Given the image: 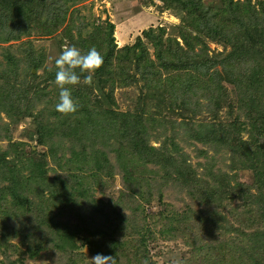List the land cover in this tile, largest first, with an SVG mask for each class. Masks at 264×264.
<instances>
[{"label": "trees", "instance_id": "1", "mask_svg": "<svg viewBox=\"0 0 264 264\" xmlns=\"http://www.w3.org/2000/svg\"><path fill=\"white\" fill-rule=\"evenodd\" d=\"M77 1L80 0H0V42L7 43L11 40H18L21 36H29L34 32L40 36H48L56 33L58 29H64L66 26L63 28V25L68 16L69 5ZM163 1L167 6H174L184 11L182 24L179 27V35L183 43L172 38L164 39L165 30L163 27L156 30L150 27L144 30V36L156 48L157 62L149 60L146 63L148 52L140 37L131 46L117 47L113 37L114 25L109 21H106L105 27L101 26V21L99 24L96 23L94 31L86 40L79 37L76 42V39H72L71 35L68 36L70 46L74 45L80 48L82 53H87L90 48L95 47L104 58L103 66L96 73L91 85L81 82L80 85L73 88V98L80 105L79 111L74 117H61L55 110L59 95V89L54 82L55 61L51 67L45 65L46 52L42 47L34 45L33 41L29 39L21 43L18 48L17 46L13 48L11 45L1 48L0 110L8 112L9 109H12V112L15 110L17 113L18 110L20 112L21 107H17L10 100L16 95L21 94L23 97L32 91L33 96H41L45 105L34 116L37 125V139L40 143L43 142L46 132L49 134L61 133L58 135L63 140L70 137V130L72 135L74 134L73 140L87 141L84 133H75L79 131V128L72 123L75 118L80 119L81 114H83L86 129L94 123L98 126L102 137H107L114 132L117 144L121 143V139L126 142L124 146L122 145V149L125 151L121 152L118 158L124 164L126 174L124 189L118 198L120 201L128 198L132 204H139L141 202L137 196L145 199V196L150 195L149 192L142 189L141 184L136 180L146 169V163L157 164L163 173L161 177L176 181V177L172 176L168 170L172 167V173L180 174L179 179L185 176L183 186L187 184L186 187L190 189L188 194L192 197L198 196L201 201L208 203V209L196 212L195 219H208L210 224L215 225L219 220H222L227 225L225 232L235 233L226 238L222 235V237L224 236L222 239L210 238L208 245L199 249L202 252L206 250L204 256L208 260V264H264V147L258 143V137L264 138V66L259 70L260 77H255L257 73L253 69L250 70L252 73L247 76L239 72L240 70L238 73L235 70L237 64L246 62L248 59H250L248 63L262 61L264 64V0H258V3L255 4L251 0H221V4L216 6L202 0ZM76 20H79L75 26L78 30L87 24L80 17ZM65 30L67 33H71L69 26ZM208 40L223 45L224 50L210 51ZM62 50L61 48L60 51L62 52ZM132 60L137 64L144 63L149 74L154 73L158 76L159 83L155 87L159 88L158 93H160V96L156 95L160 98L157 101L158 108L167 109L170 113L176 109V106L195 109L192 113L198 112L200 108L201 111L202 108L208 111L212 118L211 121L199 120L191 124L189 138L204 143L216 142L217 145L223 144L232 149V158H236L243 169L252 172V184L235 180V183L231 185L226 178L228 176L222 178L219 171L213 172L210 168L206 172L208 179H201L196 176V172L190 164L183 165H186L184 168L187 169L186 173H177V169L180 168L184 159L177 160L176 153L179 148L177 143H174L175 136L172 133L177 131L175 128L179 127L180 123L172 116L167 115V118L163 117L161 121L172 133L167 136L163 131L165 138L160 147L157 148L147 143L148 137L146 136L149 129L147 125L150 126L152 115L145 117L146 112L143 111V108L139 109L138 104L133 110L127 112L114 107L116 103L113 90L131 82L128 78L131 73L129 63ZM158 67L161 69L157 70ZM39 69H42V72H38ZM151 80L153 81L154 78ZM224 82L232 86L231 94L227 87L223 86ZM150 83H145L146 89H150ZM47 87H49L48 90ZM51 93L53 99L50 98ZM232 94L236 95V104L233 105L239 112L233 114L229 110L226 117L233 118L229 121L226 117L224 119L220 117L219 114L224 104L230 109L232 108L230 106L232 105ZM148 96L153 97V94ZM202 99L206 102L202 103ZM45 111L48 112L45 114ZM28 112H30L29 109H24V112H20V114L26 116L30 114ZM239 115L242 116V119ZM243 125L248 129L249 140L242 139L239 133ZM128 126H132L136 130L142 127V130L145 131V134L142 133L143 138L140 136L137 141L131 140L128 136ZM166 142H170V144L167 145ZM86 152L89 153V151ZM80 154L84 153L80 152ZM76 155L77 153L73 155V158H76ZM136 157L142 160L141 164L144 167L141 170L139 168L140 171L136 170L131 173L129 164H134L132 159ZM3 161L4 153H0V173H2L1 166L3 164L1 163ZM85 164H87L86 161ZM208 164L211 163L208 162ZM33 165L35 173L30 169V174L42 177L45 173L43 153L35 157ZM96 165L101 167L97 162ZM151 173L155 176L157 171H151ZM222 175H226V173H222ZM29 179L30 176L27 180ZM10 182L7 192L12 193L13 203L20 207L29 203L27 198L17 192L18 179H12ZM73 187L72 185L70 192ZM252 190L255 192L253 193ZM228 198H230L229 201L232 199L242 201L241 206L245 212L242 210L243 212L237 213L235 209L231 213L237 223L241 220L243 226L238 224V227L234 228L231 221L222 214V210H218L222 206L223 200ZM211 203L215 205L212 206ZM163 217L166 219L164 224L170 228L173 227L170 231L172 234L173 231L179 230V226V231L182 233L185 229L187 232V227L188 229L196 227L194 224L197 223L195 220L190 221V218L185 219L184 215L178 213ZM5 218H7V214H5ZM47 219L49 224L52 222L53 226H56V220L51 215ZM128 221V218H122V224L120 223L121 225L119 224L120 226L116 229H109V227L98 229L96 231L98 233L94 234L93 238L83 237L80 245L88 246L91 257L100 253L116 256L118 264L144 263L148 258L144 254L140 258V250L136 255L133 252H128V254L123 249L126 248L125 241L115 236L117 235L116 231L127 229ZM245 223L247 224L245 225ZM201 226L202 224L199 228ZM208 228H211L210 225ZM72 231L66 226L58 228L55 247L63 249L69 241L73 246H76L74 236L76 237L77 234L70 235ZM162 231L167 232L168 230L165 227ZM132 243L134 242L132 241L128 245L131 246ZM228 244L230 247L227 249ZM44 246L47 247V245ZM197 253V248H194L191 255L194 264H196ZM77 255L80 258L85 256L82 253ZM223 256L230 257L224 260ZM76 262L77 259L72 256L68 259L67 264ZM80 262L81 264H91L90 261H86V258L85 261L80 260ZM149 264L155 263L150 261Z\"/></svg>", "mask_w": 264, "mask_h": 264}, {"label": "rangeland", "instance_id": "2", "mask_svg": "<svg viewBox=\"0 0 264 264\" xmlns=\"http://www.w3.org/2000/svg\"><path fill=\"white\" fill-rule=\"evenodd\" d=\"M202 1L212 6L221 4V0ZM257 1L251 0L253 4L258 3ZM183 15V10L167 6L163 0H80L69 5L68 16L63 25V28L69 26L71 33H67L65 27L48 36H40L34 32L29 36L23 35L18 40H11L7 43L0 42V59H2L1 48L6 45L18 48L21 43L30 39L34 45L45 50V65L51 67L61 54L60 49H63L65 45L70 46L68 36L71 35L72 39H76V42L79 37L86 40L94 31L96 23L99 24L101 21V26L105 27L106 21H109L114 25L113 37L117 47L131 46L140 37L148 52L146 63L149 60L157 62L156 48L144 36L143 31L150 27L154 30L163 27L165 30L164 39H176L182 44L179 27L182 24ZM79 17L87 23L81 30L75 27L79 21L76 19ZM207 42L210 51L224 50L221 44L210 40ZM249 60L237 64L236 72L238 73L240 70L239 72L247 76L252 73L250 70L253 69L257 73L255 77H260L259 70L264 64L262 61L248 63ZM138 64L133 60L129 63L131 73L128 80L131 82L113 90L116 103L114 107L127 112L133 110L138 104L139 109L143 108V111L146 112L145 117L152 115L150 126L147 125L149 127L146 136L148 137L147 143L157 148L160 147L165 135L170 136L169 134L172 133L161 121L163 117L167 118V115L172 116L180 123L179 127L175 128L177 131L172 133L175 136L174 143H177L179 148L176 153L177 160L184 159L185 162L181 163L180 168L178 167L177 173H186L187 169H184L186 165H183L190 164L195 170L196 176L201 179H208L206 172L210 168L213 172L219 171L222 178L228 176L226 178L231 185L235 183V180L252 184V172L243 169L236 158H232V149L223 144L217 145L216 142L204 143L189 138L191 124L199 120L211 121L212 118L208 111L205 108H202L201 111L200 108L198 112L192 113L195 109L176 106L177 110L170 113L167 109L158 108L157 101L160 98L156 95L160 96V93H158L159 88H155L159 83L158 76L154 73L149 74L144 63ZM3 67L5 66L3 65ZM160 69L158 67L157 70ZM38 72H42V69H39ZM152 78H154L153 81ZM150 81L152 82L150 83ZM146 82L151 84L150 89H146L144 86ZM18 86L20 87L21 83ZM223 86L227 87L230 94L232 93L230 84L224 82ZM49 87L46 89L48 90ZM150 94H153V97L148 96ZM51 96L52 93L50 98L53 99ZM231 97L232 105L230 106L232 108L230 109L226 104L221 107L219 115L223 119L229 110L233 114L239 112L233 105L236 104V95L232 94ZM42 99L41 96H33L32 91L26 96L22 97L19 94L10 99L17 107H21V113L24 112V109H29L28 113L30 114L26 116H21L19 110L18 113L16 110L12 112V109H7L8 112L0 110V153H4V161L1 163L3 164L1 166L2 173H0V264H67L68 259L72 256L77 259L75 264H81L80 260L85 261V258L86 261H90L92 257L89 256L88 246L80 245L81 239L85 236L93 238V235L98 233L96 232L98 229L106 227L116 229L122 224V218H128L129 225L126 230L116 231L117 235L115 236L125 241L126 248L123 249L127 253L133 252L136 255L140 250V258L143 254L148 258L144 263L139 262L138 264H149L150 261L155 264H194L191 259L194 248L198 250L196 264H208V260L204 256L206 250L202 252L199 249L206 247L210 238L222 239L224 236L226 238L235 234L225 232L227 225L222 220H219L215 225L210 224L208 219H195L196 212L208 209V203L201 201L198 196L192 197L188 194L190 189L186 187L187 184L183 186L185 176L179 179L180 174L172 173V167L168 170L172 176L176 177V181L161 177L163 173L157 164L145 162L146 169H143L144 171L136 180L141 184L142 189L149 192L150 195L145 196V199L137 196L141 202L139 204H132L128 198L120 201L118 198L122 195L126 174L124 164L118 158L119 154L125 151L122 149V145L124 146L126 143L125 140L121 139L120 146L116 143L114 132L107 137H102L98 126L94 123L86 129L83 114H81L80 119L75 118L72 123L79 128V131L75 133H84L88 142L73 140L74 134L72 135L70 130V137L63 140L59 136L61 133L49 134L46 132L43 142L40 143L37 139V125L34 116L45 105V101ZM201 102L204 103L206 100L202 99ZM159 111L163 113L161 114ZM47 112L45 111V114ZM226 118L229 121L233 119L232 117ZM240 118L242 119V116ZM63 128L65 127L63 126ZM128 129V136L133 141L139 140L140 136L143 138L142 133L145 134L142 127L136 130L132 126H128ZM163 131H165V135H163ZM239 133L242 139L249 140V132L244 125ZM258 143L264 144V138L258 137ZM166 144L169 145L170 142H166ZM79 151L84 154L81 155ZM42 153L44 154L45 173L42 177H36V175L30 174V171L35 173L33 162L35 157ZM75 153H77V157L73 158ZM103 153L104 155H102ZM132 160L135 163L129 164L131 173L136 170L140 171L144 167L139 158L136 157ZM85 161L87 164L84 165ZM96 162L101 167H98ZM237 163L239 166L236 165ZM151 171H157V174L153 176ZM222 173H226V175H222ZM28 176H30L29 180H27ZM12 179H18L17 192L29 200V203H25L23 207L15 205L11 198L12 193L7 192V187L10 186ZM72 185L74 187L70 192ZM252 192L255 191L252 190ZM230 198L223 200V204L218 210H222V214L231 221L234 228H237L238 224L242 225L241 220L238 218L240 222L237 223V220L232 217L231 211L236 209L235 212L239 213L242 210L245 212V209L241 206L240 199L229 201ZM210 205L215 204L211 203ZM173 213L184 215L185 219L190 218V221L195 220L196 227L192 225V228L188 229L187 227V232L185 229L181 233L179 226V230L173 231L172 234L170 231L173 227L170 228L164 224L166 219L163 216H170ZM5 214H7V218H5ZM50 215L56 220V226H53L52 222L48 223L47 218ZM59 222L61 223L59 224ZM171 224L174 223L171 222ZM201 224L202 226L199 228ZM208 225L211 228H208ZM64 226L73 230L70 235L77 234L76 237L74 236L76 246H73L69 241L63 249H58L55 247L57 231L58 228L61 229ZM164 226L167 228V232L162 231L165 229ZM222 235L224 236L222 237ZM132 241L134 243L131 246L128 245ZM228 247H230L229 244L227 249ZM82 248H86L87 253L86 257L80 258L77 254L82 253ZM229 257L223 256L222 258L225 260Z\"/></svg>", "mask_w": 264, "mask_h": 264}, {"label": "clouds", "instance_id": "3", "mask_svg": "<svg viewBox=\"0 0 264 264\" xmlns=\"http://www.w3.org/2000/svg\"><path fill=\"white\" fill-rule=\"evenodd\" d=\"M104 58L95 48L82 53L76 46L65 45L61 54L55 60V84L59 89L56 112L61 117H74L79 111V103L74 100L72 91L83 82L86 85L93 83L98 70L103 66ZM86 256L87 249L82 248ZM91 264H118L116 256L97 253L90 260Z\"/></svg>", "mask_w": 264, "mask_h": 264}, {"label": "water", "instance_id": "4", "mask_svg": "<svg viewBox=\"0 0 264 264\" xmlns=\"http://www.w3.org/2000/svg\"><path fill=\"white\" fill-rule=\"evenodd\" d=\"M34 71V70H33ZM261 147H264V144L263 143H261Z\"/></svg>", "mask_w": 264, "mask_h": 264}]
</instances>
